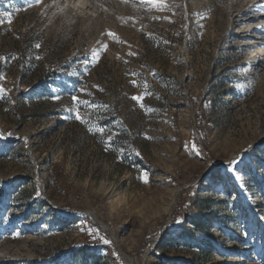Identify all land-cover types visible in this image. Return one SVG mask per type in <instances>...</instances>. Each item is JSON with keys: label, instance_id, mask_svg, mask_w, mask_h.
<instances>
[{"label": "rangeland", "instance_id": "374dc122", "mask_svg": "<svg viewBox=\"0 0 264 264\" xmlns=\"http://www.w3.org/2000/svg\"><path fill=\"white\" fill-rule=\"evenodd\" d=\"M29 2L0 0V264H264V0Z\"/></svg>", "mask_w": 264, "mask_h": 264}, {"label": "snow or ice", "instance_id": "6c2138e0", "mask_svg": "<svg viewBox=\"0 0 264 264\" xmlns=\"http://www.w3.org/2000/svg\"><path fill=\"white\" fill-rule=\"evenodd\" d=\"M123 2H133V0H123ZM42 3V0H30L29 2V7H32L34 4L35 5H40ZM139 3L141 4H147L149 6H151V8H155L157 11H162L164 10V8L166 7V0H139ZM7 15V14H6ZM9 23H11V20L9 19L8 21ZM107 37L110 38V39H113V40H118V37L116 36L115 33H112L111 31L107 32L106 33ZM37 48L39 47V45L36 46ZM108 45L107 44H102L101 45V48L103 49H107ZM99 56V51L98 50H93L92 52V57L93 58H98ZM4 78L3 77H0V80H3ZM5 89L0 86V92H4ZM81 91H83V89H81ZM54 99L56 100H59L60 97L59 96H56L54 97ZM133 100H136V101H140L142 102V98L141 97H137V96H134L132 97ZM71 100H72V103L75 104V105H84V104H88V101H85V100H81L78 96H72L71 97ZM69 111H72L71 108L68 109ZM74 116H75V119L77 121H79L80 123H85L83 117L81 116L80 114V109L79 108H76L75 112H74ZM98 132L100 133H103L104 132V128L103 127H100L97 129ZM9 135H11V133H9ZM193 147V150L196 152L197 155H199V150L195 147V145L192 146ZM136 155L138 156L139 153L137 152ZM236 163H238V161H233L232 162V165H235ZM230 170H232L233 172H235V168L234 167H231L230 166ZM145 183H147V178H146V174L144 176L141 177ZM237 179H239L240 177L237 176L236 177ZM177 223H181L180 220H177ZM98 232V230H96ZM91 234V233H90ZM101 240H103V242L105 244H109L110 241H108L107 239H105L103 236L100 237Z\"/></svg>", "mask_w": 264, "mask_h": 264}, {"label": "bare ground", "instance_id": "6f19581e", "mask_svg": "<svg viewBox=\"0 0 264 264\" xmlns=\"http://www.w3.org/2000/svg\"><path fill=\"white\" fill-rule=\"evenodd\" d=\"M121 196H112L111 199H109V205L111 206V208H119L121 207ZM169 210V208L167 209V211Z\"/></svg>", "mask_w": 264, "mask_h": 264}, {"label": "water", "instance_id": "95a60500", "mask_svg": "<svg viewBox=\"0 0 264 264\" xmlns=\"http://www.w3.org/2000/svg\"><path fill=\"white\" fill-rule=\"evenodd\" d=\"M0 135L2 136V137H5L2 133H1V131H0ZM39 181V180H38ZM180 190H178L177 192H179ZM97 222V221H96Z\"/></svg>", "mask_w": 264, "mask_h": 264}]
</instances>
